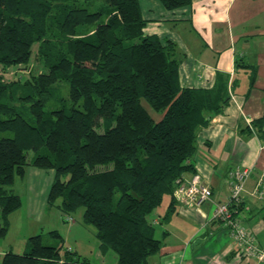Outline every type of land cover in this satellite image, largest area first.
Returning a JSON list of instances; mask_svg holds the SVG:
<instances>
[{
    "label": "trees",
    "instance_id": "obj_1",
    "mask_svg": "<svg viewBox=\"0 0 264 264\" xmlns=\"http://www.w3.org/2000/svg\"><path fill=\"white\" fill-rule=\"evenodd\" d=\"M158 1L167 11L191 4ZM145 26L138 0H0V66H28L37 46L43 70L0 76V238L21 207L12 186L34 167L54 171L47 205L83 209L117 264H149L161 250L151 219L166 201L163 217L174 212L197 134L230 96L224 78L183 87L181 53ZM48 235L51 243L33 235L0 264H89L55 244L57 231Z\"/></svg>",
    "mask_w": 264,
    "mask_h": 264
},
{
    "label": "crops",
    "instance_id": "obj_2",
    "mask_svg": "<svg viewBox=\"0 0 264 264\" xmlns=\"http://www.w3.org/2000/svg\"><path fill=\"white\" fill-rule=\"evenodd\" d=\"M138 3L146 21L144 34L174 44L181 53V85L210 89L216 78H224L230 96L223 113L213 116L198 132L193 171L184 178L199 173L212 198L199 207H188L174 198V212L167 217L163 216L168 201L157 210L151 222L162 246L149 264H264L240 256L226 231L212 219L214 203L224 202L230 195V174L249 169L239 215L264 251V196L254 193L264 176V0H191L189 6L172 11L158 0ZM28 169L25 175L28 180L36 177L39 188L29 191L26 218L18 211L9 215V230L0 238V260L9 251L21 254L33 235L41 234L51 243L50 236L39 230L47 211L48 192L44 197L42 190L48 191L54 174L52 170ZM13 224L20 225L16 238L11 236ZM91 243L86 253L78 251L89 264H117L112 251L101 249L96 239ZM74 248L66 250L77 252Z\"/></svg>",
    "mask_w": 264,
    "mask_h": 264
},
{
    "label": "built area",
    "instance_id": "obj_3",
    "mask_svg": "<svg viewBox=\"0 0 264 264\" xmlns=\"http://www.w3.org/2000/svg\"><path fill=\"white\" fill-rule=\"evenodd\" d=\"M249 173L250 170L246 168L236 170L230 174V195L224 202L214 203L212 219L219 222L226 231L240 256L263 262L264 251L258 248L255 236L246 230L242 217L239 215V208L242 206L244 199V183ZM254 193L263 198L264 176L258 181ZM174 197L188 207H199L212 198V192L202 183L198 173H194L190 179L177 183Z\"/></svg>",
    "mask_w": 264,
    "mask_h": 264
},
{
    "label": "rangeland",
    "instance_id": "obj_4",
    "mask_svg": "<svg viewBox=\"0 0 264 264\" xmlns=\"http://www.w3.org/2000/svg\"><path fill=\"white\" fill-rule=\"evenodd\" d=\"M36 48H37V46L33 47L32 56L30 58V62L28 64V66H19V67H2V66H0V76L3 78V80L6 83H9L13 79L14 80H16V79L24 80V79L28 78L29 72L33 71V70L43 71L42 69L39 68L40 65L38 64V62L36 60ZM148 110L150 112H152L150 109H148ZM6 136H10V134H7ZM27 169H28V167L26 168L25 172H27ZM40 170H42V169H40ZM28 171H29V169H28ZM44 172H47V171H44ZM53 174H54V171H53ZM198 175L200 176L199 173H198ZM200 178H201V176H200ZM36 179L37 178L34 177V178H31L30 180H28V176L25 175L23 178H17L15 180L13 186H12L13 189L16 191V194H18V196L20 197V200H21V207L18 210V213L21 212V215L25 216V218L27 215V214H25L27 211V203H29L28 201L32 196V192L29 195V191L31 189H38L39 188V186H36V184L34 183V181H36ZM53 180H54V175H53V178L49 184L48 191H47V188H44V190H42L44 197L46 196V193L49 192V189L51 187ZM57 203L59 204V201ZM45 205L47 207V211L43 214V220L41 222L42 225L40 226L39 231L41 233H43L44 235L45 234L48 235L49 230L57 231L59 233V235L61 236V238L63 239V243L60 240H55V244L58 245V247L62 245L63 246L62 251H64V249H67V247L72 246V247H75L77 249V252H76L77 255L85 258V256L78 253V251L84 253L82 250V249H84L85 253H86L88 251V247H90V243L93 240H95L96 238L94 235V228L92 226L84 223L83 209H78L76 212H72L69 215H60V212H59L56 204L47 205V196H46ZM212 213H213V211H212ZM12 214L13 213H10L9 215H12ZM9 215H8V217H9ZM16 216H18L17 213H16ZM22 216H18L20 218V220L23 219ZM8 217H7V219H8ZM11 218L12 217L10 216L9 220ZM25 218L23 219L24 220L23 223H25ZM62 221L66 222V223H64ZM16 226H17V224L16 225L13 224V230H11V236H13L14 238H16V236L19 234V230H20V225H18V227H16ZM8 230H9V227H8ZM20 235H21V233H20ZM48 243H50V242L47 239L43 240V244L47 245ZM22 253H23V251H22Z\"/></svg>",
    "mask_w": 264,
    "mask_h": 264
}]
</instances>
